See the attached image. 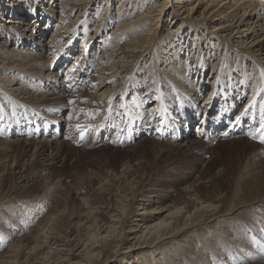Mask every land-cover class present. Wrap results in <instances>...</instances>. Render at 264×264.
<instances>
[{
    "label": "bare ground",
    "instance_id": "1",
    "mask_svg": "<svg viewBox=\"0 0 264 264\" xmlns=\"http://www.w3.org/2000/svg\"><path fill=\"white\" fill-rule=\"evenodd\" d=\"M115 1L0 0V264H264V196L209 200L199 186L224 185L216 175L164 205L171 190L128 160L96 184L87 172L77 207L61 203L62 177L42 178L76 145L261 141L264 0H120L113 13ZM76 124L94 127L81 140Z\"/></svg>",
    "mask_w": 264,
    "mask_h": 264
},
{
    "label": "rangeland",
    "instance_id": "2",
    "mask_svg": "<svg viewBox=\"0 0 264 264\" xmlns=\"http://www.w3.org/2000/svg\"><path fill=\"white\" fill-rule=\"evenodd\" d=\"M119 1L120 0H116L113 4V13L116 12V10L114 9L118 8L117 5ZM175 1L176 0H168L169 5L171 6ZM54 15L56 19H58V14L54 13ZM167 20L168 23L171 22V17L169 19V15L166 17V21ZM108 30H110V28H108ZM253 122L254 121H252L251 125H253ZM249 131L250 130L246 132L243 131L245 133L241 135L222 137L224 138L223 140H200L192 143V146L190 148L181 151L180 149H175L172 146L171 148L167 146V148L165 145H158L154 142L145 141L143 143H140L139 145L137 144L136 147H131V150L129 152H124V150H122L113 151L112 153H108L105 150L98 149L103 147L100 145H97L99 146L98 148L94 147L96 150L93 148L86 151V153L83 152L81 147L77 148L78 145H76L75 148H67V158L69 160L62 167V169L64 170H62L63 172L61 170H54V172L52 171L53 173L50 172L51 174L44 173V177L42 176V178L46 180V176L48 178L52 176L49 179L56 180V178L61 179L60 177H62V179L64 180L62 181L64 182L63 186H60L62 188L57 191L61 203L68 207H77L79 205V202L76 199V190H73V187L74 189H77L79 186L83 185L81 183H83V179L87 178L85 177L87 176L86 174H93V172L95 171L93 175L96 178H94V184H96L98 182L97 179L99 180V177L100 180L101 176L103 178V172L108 171V169L110 168H114L118 171L121 169V167H123L124 162L130 160V163L135 167H138L141 164L140 171L144 173L146 180L149 181L150 179L152 183H154L153 181H158L156 183L158 185H161L160 188L171 190L172 195L165 200L164 205H166L169 201L174 199L177 194H179L180 186L187 185L188 183H190V181H193V179L197 178L200 181H208L209 179L211 180L213 176L215 177V175L218 176V181L220 180L224 182V185L220 184L219 186H199L203 187L207 199H215L216 194L221 193V197H223L227 201V203L234 196L240 199L239 196L242 195L244 200L250 201L256 196H264V189L262 191V188H264V142L252 139L251 136L246 134L249 133ZM3 133L5 134L4 131ZM137 146L140 149H138L139 151L137 150ZM108 163L111 164L108 165ZM91 169L92 172L90 171ZM103 169L104 171H102ZM59 172L60 175L58 174ZM48 178L47 180H49ZM185 178H188V182ZM121 181L123 183L120 186H129V184L131 185V182L137 181V178H135L134 176H127ZM40 182L43 183L44 180L43 182L42 180H40ZM127 182L130 183L126 184ZM46 183L45 185L49 184ZM76 183H78V185ZM208 184H210V182ZM38 187L31 186V188H28L22 194H40L43 192L44 188H41L42 186H40L39 188ZM173 190L175 192H173ZM162 194L167 196V194L165 193ZM74 203L76 204L74 205ZM253 207H250L248 209L252 210ZM225 230H227V228H225ZM129 244L130 243L123 245V248H125V246ZM192 250L193 249H191V251ZM112 256H114V260L118 259V254L114 255L113 251L111 250L109 253V257ZM155 260L158 264L160 263V259ZM168 261L169 264H191V262L187 261L186 259L179 257H171V259H168ZM111 264H115V262Z\"/></svg>",
    "mask_w": 264,
    "mask_h": 264
},
{
    "label": "snow or ice",
    "instance_id": "3",
    "mask_svg": "<svg viewBox=\"0 0 264 264\" xmlns=\"http://www.w3.org/2000/svg\"><path fill=\"white\" fill-rule=\"evenodd\" d=\"M261 76L264 77V70L261 71ZM94 86H95V85H93V87H94ZM68 87L71 88L72 85L69 84ZM258 91H264V87L260 88ZM68 103H69V104H73L74 101H73V100H69ZM108 103H109V105H111V97H109V101H108ZM254 105H255V94H254V96H253V100L249 103L248 107H246L245 110L242 111V112L239 114V116L236 117V122L239 123L240 120H241V117L247 116V115L249 114L248 109L251 108V107H253ZM122 107H123V105H122ZM82 111H83V110H82ZM99 113H100V109H97L95 112H87V113H85V115L88 116V117H90V118H94L96 115H99ZM0 118H2V117H0ZM107 119H108V117L105 116V120H107ZM75 127L77 128V130H79L80 138H81V140H83V139L85 138V133H86V131H88V129L93 128L94 126L91 125V124H88V125L76 124ZM99 127L103 128V127H104V124L101 123V125H100ZM256 131H258V132L261 133V135H260V140H261L262 142H264V103H262V104L260 105L259 127L257 128ZM119 134H120V133H119V131H118V132H117V136H118V137H119ZM225 135H227V133H225ZM249 135L252 136V138H254V139L256 138L254 133H249ZM69 138H70V137H69Z\"/></svg>",
    "mask_w": 264,
    "mask_h": 264
}]
</instances>
